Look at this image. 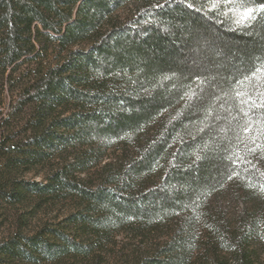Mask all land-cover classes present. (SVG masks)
Wrapping results in <instances>:
<instances>
[{"label":"trees","instance_id":"trees-1","mask_svg":"<svg viewBox=\"0 0 264 264\" xmlns=\"http://www.w3.org/2000/svg\"><path fill=\"white\" fill-rule=\"evenodd\" d=\"M261 4L0 0V85L27 77L0 120V205L21 207L0 264H99L125 231L149 243L117 264H264V109L245 132L232 83L264 61Z\"/></svg>","mask_w":264,"mask_h":264},{"label":"rangeland","instance_id":"rangeland-1","mask_svg":"<svg viewBox=\"0 0 264 264\" xmlns=\"http://www.w3.org/2000/svg\"><path fill=\"white\" fill-rule=\"evenodd\" d=\"M24 66L25 65H20L19 69L16 71V73H14L12 86H10L11 88L9 90H7V87L5 86L3 87L0 85V101H1L0 102L1 103L0 104V120H1V117L7 115L9 103H11L12 99H14L20 87L27 81L26 75L22 74V70ZM115 149L116 148L112 147L111 150L108 151L110 156L114 155L113 153L116 152L117 150ZM26 177L27 178L30 177V174H27ZM225 204L228 206L229 202H226ZM234 206L235 205L232 204V207ZM17 209H21V207L19 205L12 206L6 203L5 204L2 203L0 205V241L12 235L13 233L12 231H13L14 224H15L14 222L15 218L13 214H15V211ZM62 209L63 208H61V211ZM238 209L239 210L241 209L240 204H239ZM61 214L62 212L56 211V208H48L45 210V213L40 214L41 215L40 219L46 222L47 224L53 226L57 219L56 216L59 215L60 217ZM22 231H26V229L23 228ZM147 242L149 243V241H143L140 238L136 239L133 235H130L129 231H125V232H122L121 234L113 236L112 238H108V240L105 242L99 254V257H98L100 259L99 264H117L119 263L118 261L119 253L118 252L121 249L128 251V249H132L137 246L142 247V245H144ZM60 260H61L60 264H79V263L70 261V259L67 258L66 256L62 257ZM2 264H24V262L15 260V261L2 262ZM42 264H55V262H52V261L50 263L43 262ZM80 264H87V263L81 262Z\"/></svg>","mask_w":264,"mask_h":264},{"label":"snow or ice","instance_id":"snow-or-ice-1","mask_svg":"<svg viewBox=\"0 0 264 264\" xmlns=\"http://www.w3.org/2000/svg\"><path fill=\"white\" fill-rule=\"evenodd\" d=\"M213 8L217 5V0H212ZM188 7H192L191 4ZM257 9L248 7L244 10L243 20L245 22L254 19L257 13ZM259 11H264V4L259 6ZM239 78H236V77ZM199 79V78H198ZM201 83H205V81H201ZM232 83L243 86L244 83H249L250 87L248 90L242 92L239 89L235 90V98L239 105H243L244 107L240 108V112L246 118L247 126L244 127L245 132H250L252 130V120L255 117V109H264V61L257 60L253 63V65L249 68L241 63L238 66L237 72L233 74ZM247 109V110H245ZM255 140L253 144H255ZM250 151H255V149H249ZM248 163L251 164L249 160H241L239 157H236L231 163ZM238 174V173H234ZM232 176H229L231 179Z\"/></svg>","mask_w":264,"mask_h":264}]
</instances>
